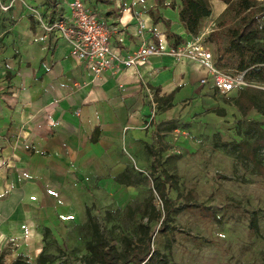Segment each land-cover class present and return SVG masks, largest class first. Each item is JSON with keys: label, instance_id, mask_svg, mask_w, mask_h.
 <instances>
[{"label": "crops", "instance_id": "obj_1", "mask_svg": "<svg viewBox=\"0 0 264 264\" xmlns=\"http://www.w3.org/2000/svg\"><path fill=\"white\" fill-rule=\"evenodd\" d=\"M68 1L0 0L4 264L18 255L34 263L45 246V230L55 236V230L67 223H83L89 200L105 190L135 186V158L149 146L146 126L152 108L147 90L154 98L174 93L170 109L161 112L156 106L158 116L153 119L160 122L172 112L174 118L193 117L201 107L214 116L226 114L215 113L225 109L214 100L221 94L200 86L206 71L198 62L157 56L141 66L94 76L56 33L41 40L33 13L47 19L67 17ZM84 1L100 22L115 30L110 45L120 56L136 51L143 42L167 50L199 41L214 57L207 37L227 9L222 1L209 0L211 14L192 36L179 20L180 0H164L165 7L157 6L156 0ZM6 5L10 7L3 12ZM139 23L144 26L141 34ZM167 32L181 41L168 40ZM235 91L225 96L233 98Z\"/></svg>", "mask_w": 264, "mask_h": 264}, {"label": "rangeland", "instance_id": "obj_2", "mask_svg": "<svg viewBox=\"0 0 264 264\" xmlns=\"http://www.w3.org/2000/svg\"><path fill=\"white\" fill-rule=\"evenodd\" d=\"M209 45L214 51L215 45L211 42ZM244 82L264 90L261 83ZM214 100L225 107L224 117L214 116L201 107L195 110L193 117L187 114L174 118L172 112L162 122L155 118L149 120L146 139L159 162L157 171L151 172L152 158L143 149L142 156L135 158L134 187L117 188L112 193L105 190L96 200H89L90 214L118 250L122 249L123 237L137 238V227L146 223L144 210L150 202L162 213V203L153 190L152 179L167 171L178 181L177 189L165 186L173 209L183 204V198L191 193L192 204L212 211L222 223L201 219L196 210L174 213L168 222L173 230L162 233L161 219L151 224L155 250L165 254L171 264H264L262 177L217 147L243 141L251 122L260 123L264 130V116L256 111L242 116L231 98L225 95H218ZM154 114L158 116L157 109ZM170 125L175 129L168 132L166 128ZM218 175L238 178L240 182L223 181ZM242 179L247 182L241 183ZM252 212L258 218L255 234L249 229ZM85 224L86 219L83 223H67L55 230V236L47 238L43 249L51 259L49 264H79L86 255Z\"/></svg>", "mask_w": 264, "mask_h": 264}, {"label": "trees", "instance_id": "obj_3", "mask_svg": "<svg viewBox=\"0 0 264 264\" xmlns=\"http://www.w3.org/2000/svg\"><path fill=\"white\" fill-rule=\"evenodd\" d=\"M227 5L226 14L216 23L215 30L210 33L207 42L215 45L214 66L219 70H233L236 73H245L244 80L264 85V0H219ZM179 20L186 32L197 36L203 19L211 14L209 0H180ZM157 6L165 7L164 0H156ZM157 19L155 18L154 21ZM167 26L169 25L166 22ZM168 40L175 39L176 44L181 40L167 32ZM176 46V45H174ZM230 72V71H229ZM250 85V84H248ZM174 93L165 97H156L159 111L170 109ZM232 104L242 116L251 111H256L264 116V90L251 86L238 88ZM224 116V110L215 111ZM260 123L251 122L245 131V139L232 145L223 143L217 146L226 151L231 157L245 167H251L262 177L264 183V130ZM175 127L170 125L166 131H172ZM147 154L152 158L151 172L155 173L159 166L158 160L150 146L145 145ZM218 179L232 182L240 180L225 175H218ZM241 180V183H246ZM177 179L167 171L152 179L153 190L162 203V213L150 202L145 207L144 215L146 223L137 227V238L132 240L128 237L121 239L122 249L118 250L107 240L100 224L86 209L85 229L88 241L85 244L86 255L79 264H171L168 257L152 247L151 224L161 219L162 233L174 228L168 225L174 213L183 211H197L201 219L210 220L217 224L222 221L212 211L199 205L192 204L194 197L188 193L183 198V204L173 209V203L168 199L165 186L170 185L178 188ZM249 229L255 234L258 230L257 215L252 212L249 220ZM49 231L45 230L43 241L46 243ZM5 252L0 253V264H4ZM51 259L45 255L44 249L37 256L35 263H30L23 255L11 264H49Z\"/></svg>", "mask_w": 264, "mask_h": 264}, {"label": "built area", "instance_id": "obj_4", "mask_svg": "<svg viewBox=\"0 0 264 264\" xmlns=\"http://www.w3.org/2000/svg\"><path fill=\"white\" fill-rule=\"evenodd\" d=\"M10 5L2 6L3 12L8 11ZM69 15L47 19L40 12H34L32 19L36 28L41 31V40L56 33L60 39L70 45V54L94 76L116 68H132L144 65L150 58L169 56L177 61L192 60L198 62L206 71V76L200 80V86L211 87L221 95H227L243 86H251L244 82V74L219 70L214 66L213 55L202 42H190L163 50L155 43L143 42L136 51L120 56L110 45L111 36L115 30L102 22L86 6L84 0H69L67 3ZM139 34L144 26L139 23ZM147 96L152 108L151 118L154 116L157 103L154 94L147 90Z\"/></svg>", "mask_w": 264, "mask_h": 264}]
</instances>
